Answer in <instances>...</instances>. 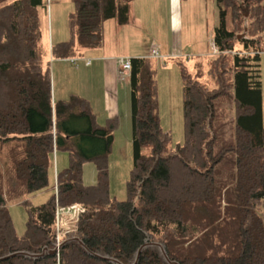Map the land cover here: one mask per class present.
Wrapping results in <instances>:
<instances>
[{"label":"trees","instance_id":"obj_1","mask_svg":"<svg viewBox=\"0 0 264 264\" xmlns=\"http://www.w3.org/2000/svg\"><path fill=\"white\" fill-rule=\"evenodd\" d=\"M47 1L0 0V264H264V0H218V51L194 72L179 61L186 138L175 147L161 124L153 59L130 57L135 162L126 199L108 185L117 116L103 125L88 98L53 96ZM74 2L73 37L53 44L56 57L102 46L108 18L130 19L128 0ZM223 99L233 102L231 138ZM57 150L70 157L56 172ZM88 160L95 184L83 180ZM37 191L49 195L23 200L29 215L18 235L9 201ZM74 203L79 217L58 241L57 209Z\"/></svg>","mask_w":264,"mask_h":264},{"label":"rangeland","instance_id":"obj_2","mask_svg":"<svg viewBox=\"0 0 264 264\" xmlns=\"http://www.w3.org/2000/svg\"><path fill=\"white\" fill-rule=\"evenodd\" d=\"M130 17L128 23L120 24L116 18H108L104 23L105 40L102 48L105 55L122 56L128 51L152 57L156 69L158 85L159 112L162 127L171 133V145L185 142V115L183 78L179 61H183L190 71L194 72L195 63L200 59L212 57L215 44L213 42L215 27L220 20L218 0H128ZM225 6V4H222ZM75 10L74 0H48L44 10V41L57 43V39L68 40L73 37L70 24V13ZM228 26L231 18L228 17ZM101 47V46H100ZM100 47H96L97 49ZM157 47L160 55L154 56L152 48ZM101 49V48H100ZM102 58H93L91 73L83 61L76 64L67 59L63 69L65 73L59 78L53 60L50 61L52 74V91L54 98L62 95V86L69 91H83L94 97L95 111L99 122L108 124V108L103 104L105 76ZM261 74L263 83V117H264V50L261 52ZM91 79L95 87L88 91L85 79ZM212 85V84H211ZM119 106L117 124L114 127V141L108 155V185L112 198L126 199L129 197L128 181L134 167L133 126L131 113V87L128 80H122L118 89ZM227 107L222 120L226 122V137L232 130L233 102L223 99ZM69 152H55L54 171H60L69 165ZM99 178L97 163L93 160L84 162L83 180L86 184H95ZM13 183V181H12ZM14 185L17 182L13 183ZM47 191L29 192L18 200L9 201L11 215L16 232L23 235L27 228L29 204H40L49 194ZM27 200L28 203H24ZM61 211H66L61 209ZM73 224V223H72ZM74 225H72L73 228Z\"/></svg>","mask_w":264,"mask_h":264},{"label":"crops","instance_id":"obj_3","mask_svg":"<svg viewBox=\"0 0 264 264\" xmlns=\"http://www.w3.org/2000/svg\"><path fill=\"white\" fill-rule=\"evenodd\" d=\"M131 8V5H130ZM132 20V18L130 17L129 21L130 22ZM127 22V23H128ZM57 42L63 41L64 39H57ZM105 40V38H104ZM46 48H47V54L45 56V62H50L51 59L53 60V65L55 70L58 72L59 74V78L65 73V71L63 70L66 67V61L67 59H69L70 61H72L74 64H76V68L78 71L80 70L79 65H77L78 61H83L86 65V70L84 71L85 73H91L93 71L92 69V60L93 58H102L100 61L102 62V66H103V75L105 76V81L104 83V89L106 90V92L104 93L103 96V104H105L109 110L108 112V121L110 118H112L113 116H117V112L116 109L119 106V96H118V89H119V85L122 83V80H128L130 78V74L128 70H125L124 68H122L120 62H119V58L121 56H111L108 57L107 55H105V51L106 48H102V46L100 48H85L82 49L79 53V55H75L72 57H76L75 60H72V57H56L53 54L52 51V47L53 44H49V42L46 40L44 41ZM104 44V43H103ZM137 53L133 52V51H128L126 54L122 55L125 57H132L135 56ZM138 55H143V54H138ZM64 72V73H63ZM127 75V78H122V76ZM64 77V75H63ZM85 85H86V89L88 91H91V89L93 87H95L94 83L91 82V79H85ZM70 89H68L64 83V85L62 86L61 92L62 95L60 98H66L68 97L71 93H78L86 98L89 99L91 106L96 114L97 120L99 122V118H98V113L97 111H95V106H97L94 103V97H92V95H90L89 93H85L83 91H69ZM60 98H55V99H60ZM100 123V122H99ZM102 124V123H101Z\"/></svg>","mask_w":264,"mask_h":264},{"label":"built area","instance_id":"obj_4","mask_svg":"<svg viewBox=\"0 0 264 264\" xmlns=\"http://www.w3.org/2000/svg\"><path fill=\"white\" fill-rule=\"evenodd\" d=\"M218 49L215 46L214 52H217ZM152 54L154 56L160 55L159 49L157 47L152 48ZM76 57H72V60H75ZM119 62L125 70L131 68V59L130 57L121 56L119 58ZM122 78H127V75L122 76ZM64 209L66 211H61ZM81 210V206L79 203H74L69 206H60L57 209V239L60 241L67 230L72 228V225L75 224L76 220L79 217V212ZM73 223V224H72Z\"/></svg>","mask_w":264,"mask_h":264},{"label":"water","instance_id":"obj_5","mask_svg":"<svg viewBox=\"0 0 264 264\" xmlns=\"http://www.w3.org/2000/svg\"><path fill=\"white\" fill-rule=\"evenodd\" d=\"M246 31H247V26H245V30L243 32L238 34V37H242L243 35H245Z\"/></svg>","mask_w":264,"mask_h":264}]
</instances>
